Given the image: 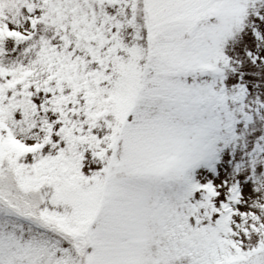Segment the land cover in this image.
Segmentation results:
<instances>
[{
    "label": "snow or ice",
    "instance_id": "6c2138e0",
    "mask_svg": "<svg viewBox=\"0 0 264 264\" xmlns=\"http://www.w3.org/2000/svg\"><path fill=\"white\" fill-rule=\"evenodd\" d=\"M0 264H264V0H0Z\"/></svg>",
    "mask_w": 264,
    "mask_h": 264
}]
</instances>
